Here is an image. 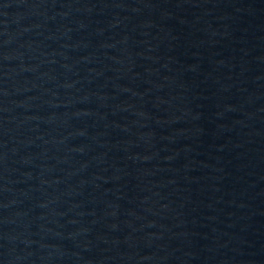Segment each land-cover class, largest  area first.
<instances>
[{"label": "water", "instance_id": "95a60500", "mask_svg": "<svg viewBox=\"0 0 264 264\" xmlns=\"http://www.w3.org/2000/svg\"><path fill=\"white\" fill-rule=\"evenodd\" d=\"M0 264H264V0H0Z\"/></svg>", "mask_w": 264, "mask_h": 264}]
</instances>
